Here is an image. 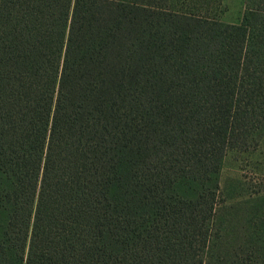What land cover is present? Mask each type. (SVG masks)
Instances as JSON below:
<instances>
[{
  "label": "trees",
  "instance_id": "obj_1",
  "mask_svg": "<svg viewBox=\"0 0 264 264\" xmlns=\"http://www.w3.org/2000/svg\"><path fill=\"white\" fill-rule=\"evenodd\" d=\"M213 1L0 0V264H264V180L221 182L264 141V0Z\"/></svg>",
  "mask_w": 264,
  "mask_h": 264
},
{
  "label": "rangeland",
  "instance_id": "obj_2",
  "mask_svg": "<svg viewBox=\"0 0 264 264\" xmlns=\"http://www.w3.org/2000/svg\"><path fill=\"white\" fill-rule=\"evenodd\" d=\"M248 0H214L212 16L221 22L240 24L247 6ZM264 180V141L262 147L252 154L230 152L223 163L221 176L222 187L227 188L229 201L237 200L238 179ZM247 195V194H246Z\"/></svg>",
  "mask_w": 264,
  "mask_h": 264
}]
</instances>
